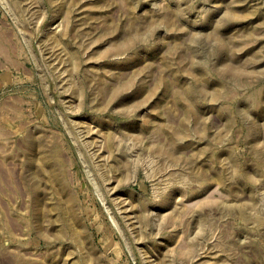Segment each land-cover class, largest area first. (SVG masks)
I'll return each mask as SVG.
<instances>
[{
	"label": "rangeland",
	"instance_id": "1",
	"mask_svg": "<svg viewBox=\"0 0 264 264\" xmlns=\"http://www.w3.org/2000/svg\"><path fill=\"white\" fill-rule=\"evenodd\" d=\"M0 264H264V0H0Z\"/></svg>",
	"mask_w": 264,
	"mask_h": 264
}]
</instances>
